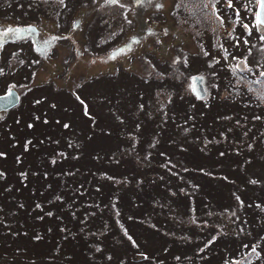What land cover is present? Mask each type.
<instances>
[{
    "label": "rangeland",
    "instance_id": "374dc122",
    "mask_svg": "<svg viewBox=\"0 0 264 264\" xmlns=\"http://www.w3.org/2000/svg\"><path fill=\"white\" fill-rule=\"evenodd\" d=\"M241 1L0 0V92L23 95L0 112V264H264V38ZM30 24L46 55L7 41Z\"/></svg>",
    "mask_w": 264,
    "mask_h": 264
},
{
    "label": "flooded vegetation",
    "instance_id": "af4514ba",
    "mask_svg": "<svg viewBox=\"0 0 264 264\" xmlns=\"http://www.w3.org/2000/svg\"><path fill=\"white\" fill-rule=\"evenodd\" d=\"M218 1H220V0H215V4L213 6V11L215 12V14L217 15V17L219 19H223L224 20L227 17H225L223 11H221V7L219 6V2ZM225 1L228 3L227 9H229L232 12L233 11L240 12L241 11V7L247 6V5H245L246 3L243 4V1H241V0H240V2H242V3H236L235 0H233V1L232 0H225ZM252 1L255 2L257 0H252ZM248 6H249V3H248ZM256 6H257V2H256L255 5H253L252 7H250L251 9H253L255 11L254 14H253L252 26H249V29H246L247 32L244 31V33H245L244 40L248 41V43H249V38H251V36H249V35L252 34V28H255L256 30H258L259 36H261V38H264V24L257 25ZM239 14H241V12ZM228 19H230L231 21H233L234 19H236L237 20V23H240L241 21L243 22V20H244V19H241L239 15H234V14H231L230 16H228ZM30 25H32V26L28 27L27 30H25L23 28V31H18L16 36L11 37L10 40H7V41H19L21 39H25L26 42L25 43H21L20 45H27V47L29 48L28 50L27 49L25 50L27 53L31 50V52H33L35 54V49H37V52L38 53H40V51L41 52L43 51L44 52V55H46L47 50L50 51L53 48L52 47V45H53V42H52L53 41V38L52 39H49L51 37V36H49L48 38H45L43 40L40 39L38 37L39 30H38L37 26L35 24H30ZM237 31H238V27H237V24H236L232 28V30L227 31V36L233 37L235 35V33H237ZM261 32H263V33H261ZM0 41H3V40L0 39ZM2 43H4V41ZM218 44H219V46L221 48V52H222L221 57H219V58L220 59H225V60L227 58L228 60H226V61H228V62L224 61L225 63H228V64L229 63H232V66H231L232 68H236L238 70H241V69H239V68L236 67V66H239L241 64L240 61L237 62L236 61L237 58L235 56H233L231 53H228L227 50L229 48H228L227 45H224V43H223V36H220L219 35ZM20 45H18V47L16 49L19 50V51H22L23 46H20ZM33 46H34V49H32ZM16 49H13L12 51L13 52H17ZM10 57L14 61L20 60V59H17V56L10 55ZM30 59L31 60H34V58H31V57H30ZM24 61H26V59H22L21 62H24ZM232 61H234V63ZM31 63H33V62H31ZM225 63H223V64L226 67V64ZM1 67H2V71H0V73L3 72V66H1ZM226 69L229 71V66H227ZM251 69H253V68H251ZM241 72L243 73V80L245 79V77H247V81H248V77H251L252 76V73L249 72V71L241 70ZM6 73L9 76V72L6 71ZM28 73H29V75H27V79L26 80H28L31 77L32 70H28ZM198 75H200V74H198ZM260 75H261V78L264 80V70H262V72L260 73ZM224 77H225V80L227 82L230 81V77L229 76L226 75ZM201 80L203 82V90H205L206 87H205L204 78L201 77ZM12 82H13V84H15L16 83V80L13 79ZM10 88H14V89H16L18 91V93H19V100L21 101L23 95H21V92L17 88H15L14 86H7L4 91H1L0 92V94L1 93H4L5 91H7ZM2 111H0V112H2Z\"/></svg>",
    "mask_w": 264,
    "mask_h": 264
},
{
    "label": "water",
    "instance_id": "95a60500",
    "mask_svg": "<svg viewBox=\"0 0 264 264\" xmlns=\"http://www.w3.org/2000/svg\"><path fill=\"white\" fill-rule=\"evenodd\" d=\"M260 11L262 13L261 20H264V9L257 4L256 12ZM264 24V23H263ZM192 90L194 93L198 94L201 91V84L198 82L197 77H193L192 79ZM19 101L18 92L15 89H9L3 94H0V109L8 108Z\"/></svg>",
    "mask_w": 264,
    "mask_h": 264
},
{
    "label": "trees",
    "instance_id": "16d2710c",
    "mask_svg": "<svg viewBox=\"0 0 264 264\" xmlns=\"http://www.w3.org/2000/svg\"><path fill=\"white\" fill-rule=\"evenodd\" d=\"M210 37H212V35H210ZM30 57H33L32 55L31 56H28L27 58H26V61H24V62H21L20 60H17V61H14L13 59L11 60V61H14V69L15 70H17V69H19V68H23L24 70H26L27 72H28V70H30V67H31V62H30ZM4 68H3V71L5 70V71H7V69H6V67L4 66V65H2ZM231 81H229L228 82V84L230 83ZM236 89H241V87H239V88H236ZM30 92V91H29ZM42 97L45 99V95H42ZM243 99H246V98H244L243 97ZM228 261H230V260H228ZM231 264H232V262H231Z\"/></svg>",
    "mask_w": 264,
    "mask_h": 264
},
{
    "label": "snow or ice",
    "instance_id": "6c2138e0",
    "mask_svg": "<svg viewBox=\"0 0 264 264\" xmlns=\"http://www.w3.org/2000/svg\"><path fill=\"white\" fill-rule=\"evenodd\" d=\"M112 2H115V0H112ZM257 3L260 5L262 9H264V0H257ZM261 16H262V13L260 11H257L256 12L257 25L264 23V20H261Z\"/></svg>",
    "mask_w": 264,
    "mask_h": 264
},
{
    "label": "bare ground",
    "instance_id": "6f19581e",
    "mask_svg": "<svg viewBox=\"0 0 264 264\" xmlns=\"http://www.w3.org/2000/svg\"><path fill=\"white\" fill-rule=\"evenodd\" d=\"M17 105H18V104H17ZM2 110L4 111V110H6V108H1L0 111H2Z\"/></svg>",
    "mask_w": 264,
    "mask_h": 264
}]
</instances>
